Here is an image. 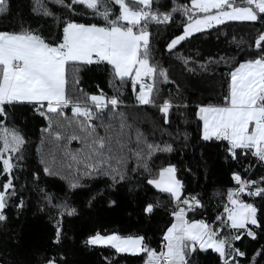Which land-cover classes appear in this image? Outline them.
<instances>
[{"label":"trees","instance_id":"obj_1","mask_svg":"<svg viewBox=\"0 0 264 264\" xmlns=\"http://www.w3.org/2000/svg\"><path fill=\"white\" fill-rule=\"evenodd\" d=\"M43 2L53 16L34 12L35 0H7L8 11L0 15V31L30 30L46 42L59 43L67 21L108 26L84 7L70 13L50 0ZM186 4L190 5V0H157L153 7L166 12ZM110 7L114 18L119 8ZM187 23V16L178 11L173 13L169 23L149 21L147 24L150 63L158 69L154 105L139 104L136 99L139 85L133 91L130 79L123 83L117 80L106 62L66 66L65 92L73 102H83L86 95H99L101 90L106 98L116 96L121 102L116 109L109 106L97 113L92 123L97 136L116 137L124 146V151L119 153L124 157L121 171L125 179L122 181L113 182L106 175L84 176L83 166L74 163L69 168L72 156L83 158L88 154L89 143L87 133L78 124L83 118L73 117L71 104L63 109V116H52V136L44 131L49 120L39 115L32 104L7 106L5 125L19 131L26 143L23 159L14 160L18 164L14 181L17 196L9 201L5 210L7 220L0 222V264H46L53 257L58 264H144L146 255L143 253H116L113 248L92 246L85 241L97 232L121 237L143 236L150 248L162 251L163 235L174 221L172 212L176 203L168 193L147 183L156 178L161 169L174 165L184 194L196 196L202 202L203 207L189 212L187 219L190 222L204 220L213 225L219 223L216 218L223 214L227 192L234 188L233 173L255 180L264 176V165L257 163L250 153L238 163L228 157L226 141L202 140V123L197 115L198 106L224 105L230 72L240 63L256 57L254 38L264 31V19L230 21L195 33L168 51V43L183 33ZM159 70L167 73V81L159 75ZM165 100L173 105L167 124L158 107ZM89 106L92 107L91 102ZM56 132L62 136L59 144L54 141ZM73 136L78 139H72ZM138 136L143 140L139 147L150 143L160 148L171 145L173 150L155 152L146 160V170L135 156ZM118 149L119 145L114 142L113 150ZM45 167L54 174L46 175ZM37 175L39 179L35 178ZM74 177H79L80 185L75 189L70 186ZM46 195L52 197L51 204ZM20 199L24 202L23 208L17 207ZM241 199L258 208L261 227L249 225L256 239L242 236L241 240H231V245L246 254L238 258L240 264H264V255H257L264 252V199L245 195ZM64 203L75 208L76 214L61 216L62 209L52 206ZM148 204L154 206L151 214L144 212ZM57 225L61 230L59 242H56ZM237 234L229 228L221 233L222 236ZM189 264L222 262L213 251L198 250L191 255Z\"/></svg>","mask_w":264,"mask_h":264},{"label":"snow or ice","instance_id":"obj_2","mask_svg":"<svg viewBox=\"0 0 264 264\" xmlns=\"http://www.w3.org/2000/svg\"><path fill=\"white\" fill-rule=\"evenodd\" d=\"M50 2L75 13L77 7H84L93 16H99L107 27L95 24L86 25L67 21L62 27V39L59 43L46 42L40 35L30 30L19 33L0 31V222L7 220L5 210L9 201L17 196V179L15 170L18 164L14 160L23 159V148L26 143L23 135L16 129L5 125L8 117L7 106L28 103L32 104L39 115L49 120L44 129L53 135L52 116H63V109L72 105L73 117H82L78 121L82 131L87 133L88 154L83 158L72 156V164L82 165L84 176H110L113 182L125 179L121 169L124 157L120 152L124 146L116 137H100L95 134L93 119L97 113L111 106L120 105L118 97L106 98L101 90L99 95H86L83 102H73L66 96V66L69 63L92 65L106 62L111 66L114 77L120 82L131 80L137 101L141 105L155 104L153 93L158 69L150 63V33L147 31L149 21L169 23L173 13L182 12L188 18L183 33L173 38L167 45L171 51L182 41L196 32L211 29L230 21L257 22L264 19V0H190V5L172 7L161 12L153 7L157 0H50ZM33 11L44 16H53L43 0H35ZM112 6H118L119 14L113 17ZM8 11L7 0H0V15ZM123 22V23H122ZM134 29H138L134 31ZM256 57L239 64L230 72L228 95L223 106H198V118L202 121L201 139L204 141H226L228 157L240 162L250 153L257 163L264 164V31L254 38ZM159 75L167 81V73L159 70ZM151 80L152 82H147ZM76 83H79L77 80ZM91 102L92 107L89 106ZM164 116V123H169L168 114L173 107L165 100L158 105ZM93 108L95 111H93ZM123 125L121 126V132ZM78 139L77 136L71 137ZM62 136L54 134V141L59 144ZM119 149L113 150V143ZM143 143L138 136V150L135 152L140 166L147 170L146 160L157 151L171 152V145L160 148L159 145ZM79 171V168L77 169ZM176 167L170 165L159 172V178L149 179L147 183L161 192L168 193L176 203L172 212L174 222L163 235V250L157 252L145 243L143 236L121 237L118 234L101 235L97 232L85 243L92 246H106L115 249L116 253L146 255L145 264H189L191 255L198 250H208L218 254L222 264H240L238 258L245 252L231 245V240H241L242 236L256 239V233L249 227H261L257 218L258 208L241 199L243 194L264 199V176L259 180L242 179L240 173H233V180L238 187L227 192L228 204L223 214L216 219L218 224H209L204 220L189 221L187 214L203 207L196 196L184 194V186L176 177ZM46 175H53L49 167L44 168ZM39 179L37 175L35 177ZM70 186L79 187V177H74ZM49 204L52 197L46 195ZM62 209L61 216L76 214L75 208L66 203L54 204ZM24 207L22 199L17 204ZM152 204L146 205L144 212L151 214ZM225 228L235 230V236H222ZM61 230L57 225L56 242H59ZM264 255V252H257ZM46 264H58L53 257Z\"/></svg>","mask_w":264,"mask_h":264},{"label":"built area","instance_id":"obj_3","mask_svg":"<svg viewBox=\"0 0 264 264\" xmlns=\"http://www.w3.org/2000/svg\"><path fill=\"white\" fill-rule=\"evenodd\" d=\"M147 82L151 83L152 81H151V80H148ZM242 179L248 180V179H250V178L243 177ZM252 180H255V179H252ZM232 184H233V186H234L233 189H236V188L238 187V185L236 184V182H235L233 179H232ZM243 195L248 196V195H246V194H243ZM250 197H252V196H250ZM226 204H228V200H227V203H226ZM226 204H225V205H226ZM223 211H224V207H223L222 212H223Z\"/></svg>","mask_w":264,"mask_h":264},{"label":"crops","instance_id":"obj_4","mask_svg":"<svg viewBox=\"0 0 264 264\" xmlns=\"http://www.w3.org/2000/svg\"><path fill=\"white\" fill-rule=\"evenodd\" d=\"M201 123H202V121H201ZM264 165V164H263ZM166 167H168V166H166ZM165 167V168H166ZM160 172V171H159ZM159 172H158V174H157V177L156 178H159ZM155 188V187H154ZM156 190H158L157 188H155ZM158 191H160V190H158ZM174 222V221H173ZM129 254H131V253H129ZM145 264V263H144Z\"/></svg>","mask_w":264,"mask_h":264},{"label":"rangeland","instance_id":"obj_5","mask_svg":"<svg viewBox=\"0 0 264 264\" xmlns=\"http://www.w3.org/2000/svg\"><path fill=\"white\" fill-rule=\"evenodd\" d=\"M183 30H184V28H183ZM196 33H198V32H196ZM195 34V33H194Z\"/></svg>","mask_w":264,"mask_h":264}]
</instances>
